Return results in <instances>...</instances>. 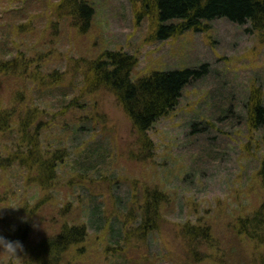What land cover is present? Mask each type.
<instances>
[{"label":"rangeland","instance_id":"rangeland-1","mask_svg":"<svg viewBox=\"0 0 264 264\" xmlns=\"http://www.w3.org/2000/svg\"><path fill=\"white\" fill-rule=\"evenodd\" d=\"M89 1L95 11L89 33H81L74 21L65 18L60 42H57L59 47H54L63 55L64 67L58 69L62 70L66 80L74 77L81 81L83 76L77 68L86 69L89 66L87 60L92 62L107 50L132 55L136 62L133 72L135 83L151 79L152 73L199 70L200 66L206 64L208 72L187 87L178 107L149 132L154 147L143 153L135 151L132 159L130 155L122 156L131 151L130 144L134 139L132 122L119 99L108 88L98 86L96 92L92 93L94 83L90 81L88 85L93 89L86 88L79 95L83 102L93 97L94 114L106 122L105 128L112 132V136L104 135L99 130L95 131L93 138L89 130L86 134L77 132L78 135L74 136L73 130L68 131L65 123L53 121L58 116L65 121L80 116L76 108H54L52 119L43 118L41 114L39 118L43 119L42 123L36 126L41 139L37 142L33 137L35 145L31 151L43 146L47 154L54 156L61 145L62 149L69 147L67 154L71 156L63 166L58 167L60 172L56 173L59 178L57 183L63 185L60 189L59 185L55 188L57 190L53 197L57 201L45 202L33 218L27 214L33 228L22 241L23 257L15 264L30 259L28 251L39 246L41 241L57 235L60 226L66 222L73 224V219L87 223L88 244L75 247L76 250L69 254H61L59 264H216L213 253L219 251L224 253L225 264H255L257 260L251 256L257 250L261 264L264 243L251 233H248L251 240L239 235L235 220L240 216H254L264 205V180L259 175L260 165L264 161V134L252 129L243 119L223 114L226 106L220 103L219 97L224 95L229 100V95H234L239 99L251 87L262 92L264 97L263 34L252 22L239 25L227 20H215L192 29L183 27L185 23L172 22L178 29L172 38L161 40L157 36L159 23L156 17L145 13L146 8H142L140 0ZM49 2L57 5L58 0H0V35L9 34L7 39L0 41V53L9 50L13 56L23 51L27 34H10L11 22L20 20L27 10L35 17L43 12L36 5L45 7ZM56 14L64 16L58 8ZM139 15L147 17L146 20L141 21ZM40 20L44 22L43 17ZM46 25L53 27L49 21ZM56 65L50 63L52 68ZM34 72L28 67L23 70L22 78L18 75L14 77L15 84L8 79L2 84L4 96L0 107L12 113L8 123L12 127H19L23 120L32 117L37 122L38 112L33 111L32 117L28 116L30 105L40 108L42 103L37 100L35 89L29 87ZM21 86L27 88L23 90L19 88ZM216 96L217 99L214 98ZM56 98L51 100L55 101ZM230 105L236 110L240 107L238 103L230 102ZM103 122L99 125L105 124ZM81 124L77 123L78 128ZM194 127L200 128L201 132ZM19 130L10 129L8 133L0 134V143L10 146V151L14 152L23 148L17 145L21 138L17 140L18 135L11 134L12 131L19 133ZM114 135L118 142L113 141ZM90 143L99 144L102 148L93 157L95 168L88 171L85 179V184L91 189L89 192L84 190L82 194L85 195L76 193L77 201L72 196L73 186H77L75 184L82 176L75 175L76 169L84 166V158L87 157L84 153L90 149ZM110 144L112 150L105 154L104 148ZM0 151L7 157L4 148L0 147ZM36 168L29 176L26 171L20 173L16 169V172L33 180L38 176ZM4 174L10 177L8 172L4 171ZM156 189L166 192L173 204H164L162 214L158 215L151 203H147L146 211L147 207H151V211L147 219L144 217L147 223L143 221L140 226L137 214L139 211L142 215L146 214L142 204L143 195L148 190L155 192ZM61 190L66 193L57 196ZM113 196L124 197L125 202L130 198L127 207L135 216H128L125 221L114 206ZM48 197L42 196L44 200ZM93 199L94 206L103 205V215L97 217L96 222H90L88 216H82L79 210L81 206L90 213L92 208L89 209V204ZM136 201L140 202L142 210L132 206L133 203L137 205ZM116 215L125 222L126 229L134 233L125 242L113 241L111 245L108 233ZM20 218H23L21 213ZM58 218L60 224L56 225ZM12 225H2L0 232L6 230L12 234L15 230V225ZM5 258L0 257V264Z\"/></svg>","mask_w":264,"mask_h":264},{"label":"trees","instance_id":"trees-1","mask_svg":"<svg viewBox=\"0 0 264 264\" xmlns=\"http://www.w3.org/2000/svg\"><path fill=\"white\" fill-rule=\"evenodd\" d=\"M142 2V8L145 9V13H151L156 17L158 21V39L167 40L178 29L172 22L185 23L183 27L186 29H192L193 27H199L204 22H213L215 20H227L234 24L245 25L248 22H252L258 30L264 36V0H140ZM137 2V1H136ZM34 6V5H33ZM37 8H42V13H37L35 17L31 16L28 10L20 20L14 19L10 26V34H27L26 43L21 53H16L11 56L8 51L0 53V103L3 100L4 91L2 84L4 80L8 79L15 84V76L23 77V70L31 67L35 72L31 74L32 82L29 87L35 89V95L37 100L42 103H47V100H51L53 97H57L55 102L57 106L54 108L63 109V107L76 108L81 113L80 116H74L67 118L66 121L59 119V116L53 121H62L68 128V131L73 130L74 136L86 134L89 130L94 137L95 131L99 130L104 135H111L112 132L106 130L105 124L99 125L102 122L98 120L94 114L92 103L94 99L90 96L88 101L83 102L79 93L89 90L94 87L92 93L96 92V87L108 88L112 91L113 95L119 99V103L125 110L128 119L131 120L133 125V142L130 144L131 151H128L122 156L130 155L131 159L134 157L135 151L138 153L151 150L154 147L153 142L149 139V132L153 130V127L163 120L178 107L180 99L183 97V93L188 86L198 81L199 78L204 77L203 74L207 71L204 69H184L165 71L162 73H152L151 79L141 80L138 83L134 82L133 71L129 63L133 61V57L129 53H119L120 55H113L116 52L107 50L103 52L101 57L94 58L92 62L87 60L89 66L86 69H79L77 71L82 74L81 81L73 79H65L62 70L58 67L64 65V60L60 51H55L54 47H59L61 28L65 18L71 19L75 22L76 27L83 34H88L92 28L93 18L95 11L91 6L89 0H58L57 5L48 3L45 7L36 5ZM56 8L62 10L64 16H57ZM32 11V8L30 9ZM148 16V15H147ZM40 17L44 18V22L40 20ZM147 17H141V21H145ZM50 22L53 27H47L46 23ZM60 21L61 27H60ZM171 23V25H170ZM258 27H261L258 29ZM9 34L0 35V41L7 39ZM11 52V50H10ZM9 53V54H8ZM128 56L129 61H125L123 56ZM58 58H62L60 61H54ZM63 62V63H62ZM50 63H56L55 68L50 66ZM85 63V64H86ZM136 65V62H134ZM28 66V67H27ZM128 66V67H127ZM64 67V66H63ZM135 69V66H134ZM93 81V86L88 84ZM193 81V82H192ZM20 89H26L27 86H21ZM93 89V88H92ZM230 99L220 96V103L224 104L225 110L223 114H232L238 117L239 120H245L246 124L255 131H261V135L264 134V97L262 92L253 89L246 90V93L242 94L241 98H236L234 95H229ZM217 99V96L214 97ZM231 103H238L240 107L238 110L233 105L228 106ZM228 104V105H227ZM233 107V108H232ZM38 112V116L35 122L32 119L23 120L19 127H12L8 124L12 113L9 109L3 110L0 107V134L8 133L10 129L19 130V133L11 134L18 135L20 140L17 144L20 148L17 152L10 151L11 147L0 143V147L4 148L7 157H4L0 151V227L15 225V230L12 234L9 231L3 232L6 236L11 238L16 237L23 241L30 231L32 225L27 214L33 218L37 215V209L41 208L45 202L52 203L59 180L56 177V173L60 172L58 167L65 164L66 159L70 154H67L69 147L62 149L61 145L55 150L54 156L46 153V150L42 147H36L34 149V138L37 142L41 139V134L38 132L36 126L38 123H42L43 119L39 116L42 114L43 118L52 119V113L47 109L46 105H41L40 108L35 107L34 104L30 105L28 110ZM229 109V110H228ZM53 112V111H52ZM45 114V117H44ZM39 118V119H38ZM223 118V117H222ZM47 120V119H46ZM243 122V121H242ZM77 123H82V126L78 128ZM48 124V123H46ZM52 125V123H51ZM196 129V127H194ZM21 134V135H19ZM117 137L114 135L113 141H117ZM78 141L79 138H76ZM90 143V149L84 153V166H80L76 169L75 175L82 176L81 180L73 186L72 196L76 199V193L80 195L83 191H90L91 187L85 184V179L89 174L88 171L92 170L95 166L92 164V159L96 155L101 145H92ZM136 149V150H135ZM112 150L111 144L104 148V153L109 154ZM28 151V152H27ZM121 157V156H120ZM92 164V165H91ZM261 169L259 171L260 177L264 180V161H262ZM38 169H37V168ZM36 168L38 175L33 180L22 177V174H18L16 169L20 173L26 171V175L32 173V170ZM93 168V169H94ZM3 170V171H2ZM4 171L10 174V177L5 176ZM16 173V174H14ZM19 175V176H18ZM48 178H46V177ZM10 181L13 183L11 184ZM34 184V185H33ZM74 184V183H72ZM70 184V186L72 185ZM33 185L29 189V186ZM88 191V192H89ZM144 193V208L147 203H151V207L155 209L158 215H161V208L164 204H173V201L168 197L167 193L163 190H157L155 192ZM49 196L45 200L42 196ZM85 195V194H82ZM114 197V196H113ZM114 206L118 208L120 216L126 221L127 217H133L131 210L127 207V203L130 198L126 200L124 197H114ZM78 201V199H76ZM84 201V200H83ZM94 199L90 202L92 209L90 213L85 209L79 207L82 211V216L87 215L90 222H96V219L101 218L103 210L101 203L99 206H94ZM105 202V201H104ZM83 203V202H82ZM88 203V202H87ZM85 203L84 205H87ZM106 203V202H105ZM137 205L133 203L132 206L139 207V210L143 208L140 206V202L136 201ZM73 205L72 203H69ZM79 204V202H78ZM105 205V204H104ZM74 209L73 206H70ZM151 207H147L148 211L142 215L141 211L138 212L137 218L140 220V226L142 222L147 219V215L150 214ZM150 208V209H149ZM20 213L23 218H20ZM98 217V218H97ZM104 217V216H103ZM145 217V218H144ZM96 218V219H95ZM119 216H115L110 223V229L108 238L111 242H125L134 232L126 229L125 222L119 219ZM135 218V217H134ZM62 220V219H61ZM102 220V219H101ZM60 218L57 219L56 225L60 224ZM64 221V220H63ZM69 221V220H68ZM73 224L66 222L63 226H60L57 235L52 236L45 241H41L39 246L35 249L28 251V258L23 261L22 264H59L61 259L60 255L69 254L70 251H75V247L82 244H88L89 232L88 225L83 220H74ZM104 223V220H103ZM147 221H145V224ZM12 225V226H13ZM235 229L241 236H247L251 240V233L256 239H259L264 243V205L257 211L254 216H240L235 220ZM148 226V225H147ZM7 228V227H6ZM193 232V231H192ZM256 233V235L254 233ZM258 233V234H257ZM112 245V244H111ZM255 245V244H254ZM258 251V250H257ZM257 251L252 252V256L255 260V264H259L257 258ZM120 254V253H119ZM122 255V254H120ZM214 263L223 264L226 260L224 253L221 251L213 253ZM4 257L5 256H1ZM50 262V263H49ZM261 264H264V258L260 257ZM10 264L7 258L3 259L2 264ZM225 264V263H224Z\"/></svg>","mask_w":264,"mask_h":264},{"label":"clouds","instance_id":"clouds-1","mask_svg":"<svg viewBox=\"0 0 264 264\" xmlns=\"http://www.w3.org/2000/svg\"><path fill=\"white\" fill-rule=\"evenodd\" d=\"M24 219V218H22ZM24 251V244L19 239H13L0 232V253H3L10 261V264H15L21 257Z\"/></svg>","mask_w":264,"mask_h":264},{"label":"bare ground","instance_id":"bare-ground-1","mask_svg":"<svg viewBox=\"0 0 264 264\" xmlns=\"http://www.w3.org/2000/svg\"><path fill=\"white\" fill-rule=\"evenodd\" d=\"M172 24H173V23H172ZM170 25H171V23H170ZM172 37H173V36H171V37H169V38H166V39H170V38H172ZM117 54L120 55L118 52H116V53L113 54V55H117ZM130 55H131V54H130ZM131 56H132V55H131ZM123 57H124V58H127L128 56L126 57V55H124ZM129 59H131V58L128 57L127 59H124V60H125V61H126V60L129 61ZM133 61L135 62V59H133ZM133 61L131 60V63H129L128 66H130V68H132V71L134 72V70H135V69H134V66H136V65H134ZM128 66H127V67H128ZM207 66H208L207 64H206V65H202V66H200V69L207 68ZM46 102H47V103H45V104H44V103H41V105L44 106V105L47 104V109L52 113L53 110H51V109L53 108V105L51 106V104H54V106H55V103H57V102L52 101V103H51L50 100H47ZM41 105H40V106H41ZM35 107H37V106H35ZM29 112H30V113H29L28 116H31V117H32V113H34L33 110L30 109ZM97 118H98V117H97ZM32 119H34V118L32 117ZM98 120H99V119H98ZM100 121H101V120H100ZM101 122H103V121H101ZM103 123H106V122L104 121ZM196 131L201 132V129H200V128H198V129L196 128ZM67 186H70V184H68ZM61 187H63V185H60V188H61ZM62 193L65 194L66 192H64L63 190H61V192H60L57 196H59V195H63ZM66 196H67V194H66ZM56 201H57L56 198H55V199H54V198L52 199V203H53V202H56ZM91 208H92V206L89 207V209H91ZM95 219H96V218H95ZM100 220H101V219H100ZM101 221H102V220H101Z\"/></svg>","mask_w":264,"mask_h":264}]
</instances>
